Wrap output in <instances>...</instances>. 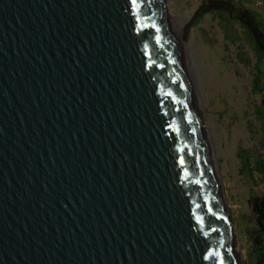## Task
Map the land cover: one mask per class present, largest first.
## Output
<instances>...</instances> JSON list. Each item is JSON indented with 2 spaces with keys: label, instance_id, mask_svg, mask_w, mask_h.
Instances as JSON below:
<instances>
[{
  "label": "water",
  "instance_id": "obj_1",
  "mask_svg": "<svg viewBox=\"0 0 264 264\" xmlns=\"http://www.w3.org/2000/svg\"><path fill=\"white\" fill-rule=\"evenodd\" d=\"M206 8L180 44L165 0H0V264H244L185 56Z\"/></svg>",
  "mask_w": 264,
  "mask_h": 264
},
{
  "label": "rangeland",
  "instance_id": "obj_2",
  "mask_svg": "<svg viewBox=\"0 0 264 264\" xmlns=\"http://www.w3.org/2000/svg\"><path fill=\"white\" fill-rule=\"evenodd\" d=\"M165 1L171 16L188 22L206 4L189 29L185 56L207 112L203 127L213 145L236 248L244 264H257L252 196L264 195V92L255 94L252 90L257 75L253 44L241 43L237 48L230 41L232 37H225L213 11L217 3L227 5L224 0ZM241 1L251 13L264 18V6L258 5V0ZM238 27L234 29L244 40ZM179 40L182 44L184 38ZM259 55L264 56L260 49ZM259 68L264 89V59Z\"/></svg>",
  "mask_w": 264,
  "mask_h": 264
},
{
  "label": "trees",
  "instance_id": "obj_3",
  "mask_svg": "<svg viewBox=\"0 0 264 264\" xmlns=\"http://www.w3.org/2000/svg\"><path fill=\"white\" fill-rule=\"evenodd\" d=\"M226 4L232 5L230 8H219L215 6L213 11L216 12L214 15L217 18V22L220 25L221 29L224 32L225 37L230 40L237 48L241 46V43L251 46V50L257 57L256 62V70L257 75L253 78V87L252 90L255 94H261L264 92L261 80L260 73L261 70L259 68V62L261 59H264V56L259 55V47L257 46L254 36L250 29L243 23H241L237 16L238 14H242L244 12H248L254 22L262 29L264 32V18L261 14H253L251 13L241 0H224ZM239 26V30H242V36L245 38L244 40L240 39V36L235 31V27ZM263 172L262 170H260ZM253 201V214H254V232H253V243L255 247V253L257 256V264H264V195L262 196H252Z\"/></svg>",
  "mask_w": 264,
  "mask_h": 264
},
{
  "label": "bare ground",
  "instance_id": "obj_4",
  "mask_svg": "<svg viewBox=\"0 0 264 264\" xmlns=\"http://www.w3.org/2000/svg\"><path fill=\"white\" fill-rule=\"evenodd\" d=\"M170 17H172L174 19L175 25H176V29H177V32H178V38H180L182 40V38H184L183 27H184V25L186 23H188V19H186V18H176V17L171 16V15H170ZM179 42H180V40H179ZM182 44H184V41H182ZM185 55H186V51H185ZM190 69H191V67H190ZM190 74H191V70H190ZM191 76L193 77L194 82H195L196 94H197V97L199 99L201 108L205 110V105H204V102H203V97L201 96L200 91H199V89H198V87L196 85L195 76L193 75V72H192V75ZM207 131H208V129H207ZM208 134H209V132H208ZM209 138H210V135H209ZM210 143H211V141H210ZM211 147H212V152H213V145H212V143H211ZM213 154H214V152H213Z\"/></svg>",
  "mask_w": 264,
  "mask_h": 264
},
{
  "label": "snow or ice",
  "instance_id": "obj_5",
  "mask_svg": "<svg viewBox=\"0 0 264 264\" xmlns=\"http://www.w3.org/2000/svg\"><path fill=\"white\" fill-rule=\"evenodd\" d=\"M136 2H137V0H132V4H133L134 7H135V5H136ZM152 27H155V25H152ZM156 31L158 32L159 29L157 28ZM169 95H171V93H169ZM181 163H183V160H181ZM210 211H211V210H210ZM206 258H207V257H206ZM221 264H223L222 261H221Z\"/></svg>",
  "mask_w": 264,
  "mask_h": 264
},
{
  "label": "built area",
  "instance_id": "obj_6",
  "mask_svg": "<svg viewBox=\"0 0 264 264\" xmlns=\"http://www.w3.org/2000/svg\"><path fill=\"white\" fill-rule=\"evenodd\" d=\"M258 5L264 6V2L263 1H257Z\"/></svg>",
  "mask_w": 264,
  "mask_h": 264
},
{
  "label": "crops",
  "instance_id": "obj_7",
  "mask_svg": "<svg viewBox=\"0 0 264 264\" xmlns=\"http://www.w3.org/2000/svg\"><path fill=\"white\" fill-rule=\"evenodd\" d=\"M258 1H261V0H258ZM264 2V0H262Z\"/></svg>",
  "mask_w": 264,
  "mask_h": 264
},
{
  "label": "flooded vegetation",
  "instance_id": "obj_8",
  "mask_svg": "<svg viewBox=\"0 0 264 264\" xmlns=\"http://www.w3.org/2000/svg\"><path fill=\"white\" fill-rule=\"evenodd\" d=\"M211 7H212V6H211ZM209 8H210V7H209ZM209 8H208V9H209ZM237 18H238V17H237Z\"/></svg>",
  "mask_w": 264,
  "mask_h": 264
}]
</instances>
